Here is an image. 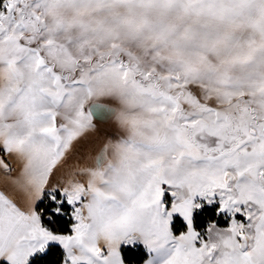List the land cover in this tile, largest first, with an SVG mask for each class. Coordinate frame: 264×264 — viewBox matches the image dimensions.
Returning a JSON list of instances; mask_svg holds the SVG:
<instances>
[{
    "label": "snow or ice",
    "instance_id": "snow-or-ice-1",
    "mask_svg": "<svg viewBox=\"0 0 264 264\" xmlns=\"http://www.w3.org/2000/svg\"><path fill=\"white\" fill-rule=\"evenodd\" d=\"M0 176V264H264V0H0Z\"/></svg>",
    "mask_w": 264,
    "mask_h": 264
},
{
    "label": "crops",
    "instance_id": "crops-1",
    "mask_svg": "<svg viewBox=\"0 0 264 264\" xmlns=\"http://www.w3.org/2000/svg\"><path fill=\"white\" fill-rule=\"evenodd\" d=\"M110 123L111 122H109V125H105L104 127L110 128ZM104 139L105 137L102 133L94 137H91L86 144L80 146L79 151L76 152L73 158L69 160L67 167L72 170H80V169L92 167L94 161L93 159L90 158H94L98 154L99 148L102 146ZM81 160L85 161L86 167L80 164ZM11 163L13 164V167H16L15 162H11ZM0 185L1 186L3 185L2 188L0 187L1 188L0 190H5L2 176H0Z\"/></svg>",
    "mask_w": 264,
    "mask_h": 264
},
{
    "label": "trees",
    "instance_id": "trees-1",
    "mask_svg": "<svg viewBox=\"0 0 264 264\" xmlns=\"http://www.w3.org/2000/svg\"><path fill=\"white\" fill-rule=\"evenodd\" d=\"M145 258L143 250H138L134 254L129 255V264H142Z\"/></svg>",
    "mask_w": 264,
    "mask_h": 264
},
{
    "label": "rangeland",
    "instance_id": "rangeland-1",
    "mask_svg": "<svg viewBox=\"0 0 264 264\" xmlns=\"http://www.w3.org/2000/svg\"><path fill=\"white\" fill-rule=\"evenodd\" d=\"M80 164L83 165L84 167H86V166H85V165H86V164H85V161H82V160H81V163H80ZM142 264H143V263H142Z\"/></svg>",
    "mask_w": 264,
    "mask_h": 264
},
{
    "label": "bare ground",
    "instance_id": "bare-ground-1",
    "mask_svg": "<svg viewBox=\"0 0 264 264\" xmlns=\"http://www.w3.org/2000/svg\"><path fill=\"white\" fill-rule=\"evenodd\" d=\"M0 187L2 188V187H3V185H2V186L0 185ZM1 188H0V189H1ZM3 189H4V188H3Z\"/></svg>",
    "mask_w": 264,
    "mask_h": 264
}]
</instances>
